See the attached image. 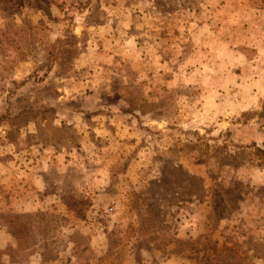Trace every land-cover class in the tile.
<instances>
[{"label": "rangeland", "instance_id": "1", "mask_svg": "<svg viewBox=\"0 0 264 264\" xmlns=\"http://www.w3.org/2000/svg\"><path fill=\"white\" fill-rule=\"evenodd\" d=\"M259 0H0V264H264Z\"/></svg>", "mask_w": 264, "mask_h": 264}, {"label": "trees", "instance_id": "2", "mask_svg": "<svg viewBox=\"0 0 264 264\" xmlns=\"http://www.w3.org/2000/svg\"><path fill=\"white\" fill-rule=\"evenodd\" d=\"M261 3H262V5H264V0H259ZM258 150H260V151H263L264 152V150L263 149H260V148H258Z\"/></svg>", "mask_w": 264, "mask_h": 264}]
</instances>
